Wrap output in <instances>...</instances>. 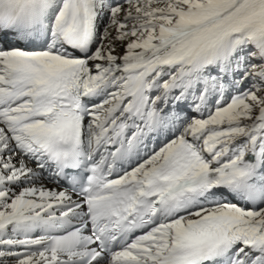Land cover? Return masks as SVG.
Wrapping results in <instances>:
<instances>
[{"label":"snow or ice","instance_id":"obj_1","mask_svg":"<svg viewBox=\"0 0 264 264\" xmlns=\"http://www.w3.org/2000/svg\"><path fill=\"white\" fill-rule=\"evenodd\" d=\"M0 264H264V0H0Z\"/></svg>","mask_w":264,"mask_h":264}]
</instances>
